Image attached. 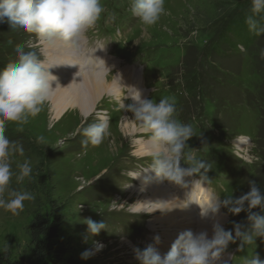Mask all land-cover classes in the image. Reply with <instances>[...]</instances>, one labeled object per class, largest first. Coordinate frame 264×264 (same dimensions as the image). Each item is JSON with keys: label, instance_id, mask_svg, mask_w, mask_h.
Instances as JSON below:
<instances>
[{"label": "rangeland", "instance_id": "rangeland-1", "mask_svg": "<svg viewBox=\"0 0 264 264\" xmlns=\"http://www.w3.org/2000/svg\"><path fill=\"white\" fill-rule=\"evenodd\" d=\"M100 2L105 11L85 33L80 51L59 42L49 45L34 34L14 30L6 19L0 22V69L16 59V47L21 45L25 52L35 51L48 71L57 76L52 85L54 82L59 85H51L53 96L63 79L77 81L83 94L86 74L79 70L74 76L76 69L72 66L78 56L86 67L94 68L84 63L83 56L89 49L91 55L103 62H118L111 64L107 78L110 81L117 78L120 83L117 85L123 91L118 97L103 93L87 115L77 109V103L66 102L67 108L55 118L47 100L40 113L23 125L22 131L14 122L7 124L5 134L24 148L23 156L13 158V168L15 160L25 159L31 161L33 168L31 178L22 184L13 178L10 186L29 190L36 197L24 202L19 215L0 209V254L10 257L13 264H29L33 257L30 224L39 212L49 211L51 200L65 207L62 236L71 241L69 256L91 264H140L135 250L152 246L163 257L168 252L160 250L165 244L164 237L154 241L152 236L164 235L163 229L175 227L168 226L174 222L168 220L162 222L165 228L159 227L161 223L155 224L158 230L149 227L157 220L156 216L169 214L171 208L135 211L144 193L152 200L148 208L164 204H159L151 191L152 183L162 181L172 198L175 195L178 209L190 208L191 204L195 211L208 205L197 202L193 186H203L204 193L200 196L209 201L213 197L223 200L227 195L239 197L247 193L249 180H255L264 194V101L261 98L264 59L259 56L264 35L250 47L249 37L239 36L236 26L231 25L225 31L230 20L250 14L251 0H244L241 5L232 0H165L166 14L147 28L129 11V0ZM238 44L247 51H241ZM222 62L226 63L224 67ZM99 66L94 71L105 70L101 63ZM66 69L69 71L65 72ZM122 69L130 72L137 69L141 74L140 84L148 90L145 99L158 103L161 98H168L175 104L176 118L193 130L186 151L195 152L209 165L206 173L201 169L200 173L185 176L182 184L162 178L157 181L151 176L152 151L145 149L149 147L148 135L138 124L134 129L131 126L130 130L134 131L127 134L121 127L129 112L120 109V102L131 103L130 93H135L134 83H123L126 79H123L125 73H119ZM58 71L61 73L56 74ZM232 81L242 88L229 86ZM64 114L67 117L63 119ZM98 117L108 119V134L99 146H82L84 138L80 129L96 122ZM38 136L44 137L42 143H37ZM181 166L189 167L183 161ZM201 174L208 179L202 180ZM219 210L226 218L222 227L232 230L233 235L234 223L248 225L246 212L234 215L224 207ZM252 211L264 215L259 207ZM180 213L176 214L178 218ZM88 219L102 221L107 227L93 235L88 231ZM204 223L206 226L203 223L200 226L195 220L187 226V231L206 232L211 238L212 223ZM96 242L103 245L98 251ZM240 245L239 239L230 242L216 264L224 263L225 255L232 259L229 264H244L245 257L256 254L264 260V238L258 237L255 244L243 248ZM85 251L90 253L87 258L82 257Z\"/></svg>", "mask_w": 264, "mask_h": 264}, {"label": "clouds", "instance_id": "clouds-1", "mask_svg": "<svg viewBox=\"0 0 264 264\" xmlns=\"http://www.w3.org/2000/svg\"><path fill=\"white\" fill-rule=\"evenodd\" d=\"M105 11L100 0H0V22L5 19L14 29H21L34 34L40 41L49 45L57 42L69 46L76 51L82 48L85 33L92 28ZM129 11L145 26L155 25L162 15L166 14L165 0H129ZM249 33L264 35V0H251L250 14L245 17ZM237 47L247 51L242 44ZM16 59L0 69V209L12 215H19L25 201L36 197L29 190L12 188L13 178L22 184L31 178L32 164L28 159L15 160L14 157L24 155L23 146L12 141L5 134L7 124L14 122L23 130L29 118H34L42 110L49 99L53 88L49 68L35 51L25 52L24 46L16 47ZM259 56L264 59V47L259 49ZM131 103L120 102V109L131 112L140 129L148 135L152 152L149 168L156 177L182 184L185 176L206 173L209 165L197 157L195 152L186 151V142L192 137L190 125L176 118V107L168 98L155 100L142 98L139 91L130 93ZM127 118V117H126ZM109 122L105 117H98L96 122L80 129L83 136L82 146H99L108 134ZM37 143L44 141L43 136L36 138ZM189 165L185 168L181 162ZM202 180H207L201 174ZM250 190L233 197L227 195L223 200L212 198L211 203L202 210L201 215L209 211L217 213L221 207L231 214L247 213L248 225L234 223L232 230H225L219 223L213 225V235L208 238L206 232L194 234L185 231L178 235L171 244L166 255H161L152 247L136 249V258L140 264H216L220 254L235 239L241 241L240 247L255 244L256 238H264V215L253 212L259 207L264 211V194L255 180L248 181ZM88 231L99 234L107 226L104 222L86 221ZM157 241L159 237L155 238ZM96 250L103 245L96 242ZM90 253H82L87 258ZM244 264H264L259 255L245 257Z\"/></svg>", "mask_w": 264, "mask_h": 264}, {"label": "bare ground", "instance_id": "bare-ground-1", "mask_svg": "<svg viewBox=\"0 0 264 264\" xmlns=\"http://www.w3.org/2000/svg\"><path fill=\"white\" fill-rule=\"evenodd\" d=\"M64 50H66V49H64ZM64 50H63V52H64ZM89 52L90 51L88 49V51H86L84 56H83V58L85 60L84 63H88V65L92 64L94 66V68L90 69V68H88V66L86 67L82 63L81 58L78 56H77V58H75L76 60L72 66V67H74V69H76V71H75L76 73H74V76L78 75L77 72H79V70H82L86 74V78H85L86 83L83 84L85 86H82L84 89L83 90L84 93L83 94L80 93L78 83H76L77 81L73 82V80H71L69 82V80H64V79L61 80L63 82H62V84H60L59 89L57 91V94H55L53 96L51 93L48 101L51 105V112L55 118H58L61 115L62 110L67 108V105L65 104L66 102H68V105H75L77 103L78 104L77 109L78 110L80 109L82 114L87 115L93 109V107L95 106V103L97 104L99 102L100 97L103 93H110L111 95H114L116 97H118L120 94L123 93V91L120 90V87H118V85L120 83L118 84L117 78H116V80H112V81L108 80V78H107L110 71L112 70L111 64H114L115 62L113 63L112 60H111V62H112L111 64L109 63L110 61H107V60L103 62V60H99L97 56H93ZM100 63L102 64L101 68H104L105 70L94 71V69H96V68H98L96 70L100 69V66H99ZM115 64L118 65V62L116 61ZM53 66H54V64H52V67ZM136 70L137 69L132 70L130 72L127 69H122L121 72H119V73H121V74L123 73V75L125 73L123 79H126V80L123 83H130V82L134 83L135 91H139L141 93L142 98H144L148 94V90L143 88V84H140V82L142 83L141 74L136 72ZM68 71L69 70H67L65 72H68ZM62 72H64V71H62ZM58 73H61V72L58 71L56 74H58ZM50 74L52 76H54V77H52V79H55L57 77L54 73L50 72ZM68 79H70V78H68ZM119 80H121V79H119ZM68 83H72L74 86L70 85ZM51 85H52V82H51ZM56 85H59V83L54 82L52 86H56ZM132 94H135V93H132ZM73 99H75V100H73ZM132 115L133 114L131 112H129L126 115L127 118L125 117V119L121 123V127L123 128V132H125L126 134H127V131H129L131 129V126H133V129H134L136 124H137L134 120L130 119V118H132ZM65 116L67 117V114H64V116L62 118L64 119ZM130 131L133 132L134 130H130ZM146 143H148L149 147L145 148V149L152 151L150 142L148 141ZM146 143L144 142V143H142V145L144 146ZM151 176L154 179H157V181H158V177H156L155 173H152ZM149 186H150L151 191L155 192L154 194L156 195L158 201L160 202L159 204L164 203L165 205L162 204V205L155 206V205H157V204H155L154 207L148 208V204L151 203V201H152L150 199L151 197L149 195H147L146 193L141 192L144 194H143L142 199L138 200L137 205L135 207V209H136L135 211H145V210L149 209L147 212H152V211L160 209V207L163 210H167L168 208H171V212H169V214H160V216H158V217L156 216L157 220H154V222L152 221L150 223L149 227L153 231H154V229L158 230V229H156V228H158L157 227L158 225L156 226L155 224L161 223L159 227L165 228L166 226L164 224H162L163 221H165V222L174 221L173 223L170 222L171 224L168 223V226H170V227L175 226L174 228L163 229L164 235H162L161 233H155L152 236L154 241H157L155 239L156 237H159V240H162V238H161L162 236L164 237L163 240H164L165 244L163 245V249H160L161 252L162 251H164V252L169 251L171 244L175 241V239L178 237V235L182 232L187 231L188 227H190V224H193L195 220L196 221L198 220V222L201 223L200 226L202 225V223H203V225L206 226V224L204 222L210 221L212 223V225H211L212 228H213V225L216 223H219L221 226H223V223L226 220V218L220 212V210L215 214H213L209 211V213L207 215L202 216L201 213H202L203 209H199V210L195 211L194 210L195 207H192L191 204H190L191 209L186 208L184 205H182V203L180 206H184V207L181 209L180 208L178 209L179 206L177 205V200L174 199L175 195H174V198H172V194H169L168 188L166 187V185H164V183L162 181H158V182H156V184L152 183ZM192 193H196L198 195L197 196V198H198L197 202H199V204L204 202L205 205L206 204L209 205L211 203V201H209L205 196H203L204 199H202L200 196V194L204 193V187L203 186H193V192ZM192 202L195 204V206L197 205L196 202H194V201H192ZM168 203H170L169 206H168ZM172 204H173V206L174 205L175 206L173 207ZM198 207H200V206L197 205V208ZM186 211H187V213H186ZM179 212H181L180 213L181 217L178 218V216L176 214H178ZM153 214H155V213H153ZM179 231H180V233H179ZM223 260H224V263L222 261V264H229V262L232 259L230 258L229 255H225L223 257Z\"/></svg>", "mask_w": 264, "mask_h": 264}, {"label": "trees", "instance_id": "trees-1", "mask_svg": "<svg viewBox=\"0 0 264 264\" xmlns=\"http://www.w3.org/2000/svg\"><path fill=\"white\" fill-rule=\"evenodd\" d=\"M232 1L241 5L244 0ZM231 25L239 29V36L245 34L249 37L250 47L256 44L262 36L249 33L245 24V15H241L239 19L230 20L225 31H228ZM225 65L226 63L222 62V67ZM234 85L238 89L242 88V85L239 86L235 81H232L229 86ZM261 98L264 101V94L261 95ZM64 210V205L51 200L49 211L45 214L39 212L32 220L29 227V236L33 246V257L29 260V264H91L68 255L71 241L69 238L62 236ZM0 264H13V261L10 257L0 254Z\"/></svg>", "mask_w": 264, "mask_h": 264}]
</instances>
